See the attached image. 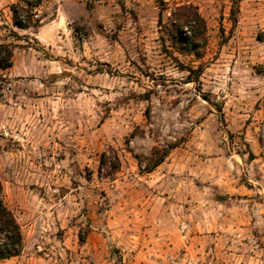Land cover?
Wrapping results in <instances>:
<instances>
[{
  "label": "rangeland",
  "instance_id": "rangeland-1",
  "mask_svg": "<svg viewBox=\"0 0 264 264\" xmlns=\"http://www.w3.org/2000/svg\"><path fill=\"white\" fill-rule=\"evenodd\" d=\"M165 1L160 23L156 0H41L21 29L24 2L0 0V179L23 234L0 264H264V0ZM180 5L201 56L166 32Z\"/></svg>",
  "mask_w": 264,
  "mask_h": 264
},
{
  "label": "trees",
  "instance_id": "trees-1",
  "mask_svg": "<svg viewBox=\"0 0 264 264\" xmlns=\"http://www.w3.org/2000/svg\"><path fill=\"white\" fill-rule=\"evenodd\" d=\"M24 2L13 3L12 11L13 24L21 29L31 27L37 19H34L33 8L40 5L41 0H20ZM160 12L159 22L162 23L166 8L165 0H156ZM170 27L167 29L169 37L174 46L182 51L193 52L201 56L207 44L206 23L198 12L196 6L180 5L170 12ZM13 64V50L8 44H0V69L5 70ZM194 73V80L199 81L203 72V66L190 68ZM176 144L172 143L152 153V167L159 165L169 154ZM105 155V154H104ZM23 250V234L21 225L15 213L8 207L4 200V187L0 179V261L6 260L21 254Z\"/></svg>",
  "mask_w": 264,
  "mask_h": 264
}]
</instances>
